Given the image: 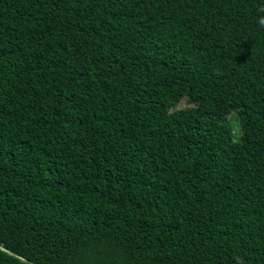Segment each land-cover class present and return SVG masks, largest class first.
I'll list each match as a JSON object with an SVG mask.
<instances>
[{
    "label": "trees",
    "instance_id": "obj_1",
    "mask_svg": "<svg viewBox=\"0 0 264 264\" xmlns=\"http://www.w3.org/2000/svg\"><path fill=\"white\" fill-rule=\"evenodd\" d=\"M0 264H264V0H0Z\"/></svg>",
    "mask_w": 264,
    "mask_h": 264
},
{
    "label": "rangeland",
    "instance_id": "obj_2",
    "mask_svg": "<svg viewBox=\"0 0 264 264\" xmlns=\"http://www.w3.org/2000/svg\"><path fill=\"white\" fill-rule=\"evenodd\" d=\"M184 103H185V104H187V101H186V100H184ZM182 105H183V104H182Z\"/></svg>",
    "mask_w": 264,
    "mask_h": 264
}]
</instances>
